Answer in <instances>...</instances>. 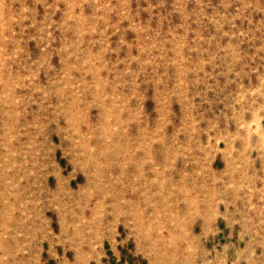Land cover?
<instances>
[{
    "label": "rangeland",
    "instance_id": "1",
    "mask_svg": "<svg viewBox=\"0 0 264 264\" xmlns=\"http://www.w3.org/2000/svg\"><path fill=\"white\" fill-rule=\"evenodd\" d=\"M0 264H264V0H0Z\"/></svg>",
    "mask_w": 264,
    "mask_h": 264
},
{
    "label": "bare ground",
    "instance_id": "2",
    "mask_svg": "<svg viewBox=\"0 0 264 264\" xmlns=\"http://www.w3.org/2000/svg\"><path fill=\"white\" fill-rule=\"evenodd\" d=\"M95 142V140H91ZM83 150L87 155H89L90 163L96 164L98 157L103 156V151H97L96 154H92L90 152L89 147L87 146L86 142L83 143ZM120 149H117V153ZM20 158L19 155H12L9 152V149L5 147L3 150V166H2V174L1 178L3 181V191L7 194L10 193L11 190L19 187V176L17 174V164H13L14 162L18 161ZM14 161V162H13Z\"/></svg>",
    "mask_w": 264,
    "mask_h": 264
},
{
    "label": "crops",
    "instance_id": "3",
    "mask_svg": "<svg viewBox=\"0 0 264 264\" xmlns=\"http://www.w3.org/2000/svg\"><path fill=\"white\" fill-rule=\"evenodd\" d=\"M132 263H134V260H131Z\"/></svg>",
    "mask_w": 264,
    "mask_h": 264
}]
</instances>
